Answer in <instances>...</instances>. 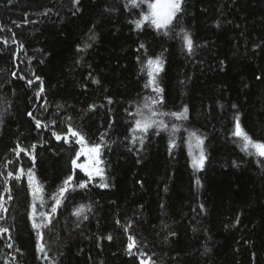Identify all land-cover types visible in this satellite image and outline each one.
<instances>
[{"label": "trees", "instance_id": "1", "mask_svg": "<svg viewBox=\"0 0 264 264\" xmlns=\"http://www.w3.org/2000/svg\"><path fill=\"white\" fill-rule=\"evenodd\" d=\"M127 3L0 0V228L8 229L0 233V264H147V257L155 264H264V157L246 154L232 135L238 115L248 135L264 142V0H185L168 35L147 23L136 29L131 21L147 6ZM157 56L163 103L152 107L167 127L133 144L137 109L148 114L146 98L156 95L145 84L147 58ZM185 106L187 119L163 115ZM69 124L87 146L103 143L109 187L95 177L65 193L51 225L39 230L45 255L29 215L27 174L16 180L7 173L33 168L43 187L35 220L46 223L40 214L51 213L63 181L88 179L72 165L86 157H76L82 145ZM192 131L204 137L200 170L192 164L199 154ZM80 204L91 206L86 220L73 215Z\"/></svg>", "mask_w": 264, "mask_h": 264}, {"label": "snow or ice", "instance_id": "2", "mask_svg": "<svg viewBox=\"0 0 264 264\" xmlns=\"http://www.w3.org/2000/svg\"><path fill=\"white\" fill-rule=\"evenodd\" d=\"M76 3L79 2V0H75ZM184 2L185 0H128V3L125 5V7L130 8H140L142 5L147 6V11L142 12L140 14V18L131 21L132 24H134L136 29H142L145 25V23L151 25L154 27L157 31H163L165 35H168L169 31L171 30V27L174 23V21L179 19L178 14L182 13L184 10ZM183 32L184 30L181 29ZM91 39H95V36L93 35ZM184 46L186 47L187 51L189 53L194 52V42L191 37V35L187 32H184L183 36ZM90 45H86L88 47ZM140 48H144V45L141 44ZM147 67H148V81L145 84V87H151L153 92L156 94L155 96H149L146 98V103L144 104V108L148 109V114H145V112L142 109H137L136 116L138 118L135 119L134 125L131 129L133 132V136L131 138V141L133 144L137 142V139H139L140 144H143L145 135L149 132L152 128L162 129L166 128L167 126L164 124L162 120H156L154 117L161 115V113H158L153 110L154 105H160L163 103V88L159 86L158 82V74L163 71V61L160 56H157L155 58L148 57L147 58ZM15 75V73H13ZM37 80H39V77H36ZM95 83H99V81H94ZM29 84L32 83L31 80L28 81ZM43 91V85L41 82V88L40 92ZM37 96H39V92L37 93ZM111 103V100L108 101ZM96 106L91 105L90 108L94 109ZM235 107V106H233ZM187 107L185 106L182 111L180 112H171V113H165L163 115H170L172 117H175L176 119H187ZM29 116H32V113H28ZM33 119H35L33 117ZM235 123V129L232 133L233 136L239 138L242 141L241 150L244 151L248 155H257L259 157H264V142L253 140L248 133L243 129V127L240 124V118L237 115ZM36 126L39 128L41 127V121L35 120ZM53 124L55 121L52 122ZM48 125H44V127H47ZM177 127L173 125V132L177 131ZM68 133L71 135V137L75 138V142L82 145L81 150L76 153V157H80L81 155H87L90 157V163L89 164H78L77 159L74 158L72 160V165L74 168H80L82 169L88 179L87 180H81L78 184L73 185V176H68L64 181L62 186L58 189V196L56 194L53 195V199L55 200V203L52 207L51 213H41L40 215L44 218H46L47 222L45 223L43 220L41 223H37L35 220L36 215V203L35 199L38 194H41L43 191L42 185L39 184L38 181L35 179V172L33 168L27 169V172L25 173L24 169H20L15 175H13V172H8L7 177H11L13 179L19 180L22 176L27 174L28 177V184L29 188L32 190V195L34 197L33 204H32V212L29 214L30 218L32 219V227L34 229H37V236H38V251L45 253V244L42 243L43 241V232L39 231L41 228H46L51 225L52 223V215L56 213L57 208L63 203V200L66 199L65 193L70 191H75L76 188L80 189H86L89 186L90 181H92L95 177H99L102 181L99 184V187L101 188H107L109 187V184L106 182L105 178V170L102 167L103 161L100 159L101 151L104 147L103 143H96L92 144L91 146H87L88 142L85 139V136L81 134L80 131L75 130L71 124L68 125L67 129ZM136 133H139L140 135H135ZM53 135L56 137L57 140L64 139L65 142H69L68 137L64 136L62 137L60 134L53 132ZM190 138L195 139V147L199 149V154L193 156L192 164L193 168L200 170L204 167V162L207 159V156L205 154L203 145H204V137L202 135H198L197 132L192 131L189 133ZM101 141H103V135L101 136ZM170 148L176 147L175 140L169 141ZM34 150L36 145L31 146ZM191 147V145H190ZM15 151V149H14ZM20 151H27L26 149L21 148ZM17 155H19V152H17ZM32 160L35 161V156H32ZM11 163V162H9ZM7 183V178L6 181ZM197 184H199V180L196 181ZM5 191H9L10 189H5ZM11 199V196L8 197ZM42 199V196H41ZM90 205L80 204L76 207V209L73 212V215L80 217L83 215V219H87V215H85L86 210H90ZM0 210L6 211V209H3V202L0 201ZM117 223H119L117 221ZM8 229L6 228H0V233H6ZM107 239L111 240L112 237L108 236ZM129 244H128V251L129 254H131V251L133 247L136 245V241L134 237L129 236ZM11 247V245H9ZM142 255H146L143 254ZM141 264H146L144 260L141 261ZM147 264H155V261L151 259V257H147Z\"/></svg>", "mask_w": 264, "mask_h": 264}, {"label": "rangeland", "instance_id": "3", "mask_svg": "<svg viewBox=\"0 0 264 264\" xmlns=\"http://www.w3.org/2000/svg\"><path fill=\"white\" fill-rule=\"evenodd\" d=\"M83 156H85L86 158H85L84 163H82V164H89V163L91 162V161H90V157L87 156V155H83Z\"/></svg>", "mask_w": 264, "mask_h": 264}]
</instances>
